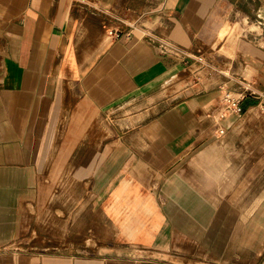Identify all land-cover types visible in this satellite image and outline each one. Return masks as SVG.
Here are the masks:
<instances>
[{
	"label": "crops",
	"instance_id": "obj_1",
	"mask_svg": "<svg viewBox=\"0 0 264 264\" xmlns=\"http://www.w3.org/2000/svg\"><path fill=\"white\" fill-rule=\"evenodd\" d=\"M263 229L264 0H0V264H246Z\"/></svg>",
	"mask_w": 264,
	"mask_h": 264
},
{
	"label": "rangeland",
	"instance_id": "obj_2",
	"mask_svg": "<svg viewBox=\"0 0 264 264\" xmlns=\"http://www.w3.org/2000/svg\"><path fill=\"white\" fill-rule=\"evenodd\" d=\"M244 23H246L247 27H249V25L251 24V27H249V29H255V26L253 25V23H248L247 20L244 21ZM238 27L240 28V26L238 25ZM237 28V27H236ZM234 31V29L232 30ZM237 31H238V28H237ZM232 35H231V39L234 38V32H231ZM231 43H233V40H230ZM220 60V59H217V61ZM264 231V229H263ZM263 237H264V232H263ZM264 240V238H263ZM18 241H20V243L22 244V246L24 248H27V249H36L35 247L38 246L36 244H31L29 240H27L26 238L24 239H19ZM77 246V245H76ZM88 247H91L92 245L89 244L87 245ZM84 247H86V245H84ZM42 252H48V251H51L53 250V247L52 246H44L42 247ZM81 250H82V247H81ZM263 250H264V243H263ZM264 261V252L262 254V260L257 258L256 254L254 253H247V259H246V264H260V262H263Z\"/></svg>",
	"mask_w": 264,
	"mask_h": 264
},
{
	"label": "built area",
	"instance_id": "obj_3",
	"mask_svg": "<svg viewBox=\"0 0 264 264\" xmlns=\"http://www.w3.org/2000/svg\"><path fill=\"white\" fill-rule=\"evenodd\" d=\"M123 30L120 29L119 31H113L111 30L110 31V34H114L116 37H120L122 34H123ZM162 49H164L163 46H161ZM199 61H202V57H199L198 58ZM244 96L242 95H237V96H230V95H227L225 96L224 98V103H225V109L227 112H234V113H237L240 111V103L242 101ZM224 131L223 130H220V133H223Z\"/></svg>",
	"mask_w": 264,
	"mask_h": 264
}]
</instances>
